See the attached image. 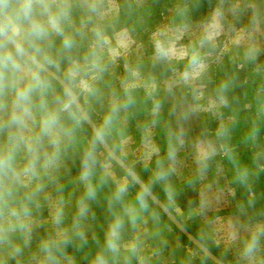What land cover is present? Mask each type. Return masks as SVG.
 Returning <instances> with one entry per match:
<instances>
[{
  "label": "rangeland",
  "instance_id": "rangeland-1",
  "mask_svg": "<svg viewBox=\"0 0 264 264\" xmlns=\"http://www.w3.org/2000/svg\"><path fill=\"white\" fill-rule=\"evenodd\" d=\"M243 2L206 21L184 0H0V13L73 77L107 141L181 220L228 264H264V17ZM34 73L0 38V264H208ZM66 238L76 254L45 255Z\"/></svg>",
  "mask_w": 264,
  "mask_h": 264
},
{
  "label": "trees",
  "instance_id": "trees-1",
  "mask_svg": "<svg viewBox=\"0 0 264 264\" xmlns=\"http://www.w3.org/2000/svg\"><path fill=\"white\" fill-rule=\"evenodd\" d=\"M223 0H184V4L189 8L192 19L193 20H200V21H206L211 18V13L213 10L218 8L221 5V2ZM247 2H252L254 3L255 6L250 7L251 10H258L261 14V17H264V0H244V4ZM124 9V5H123ZM0 20L4 27L7 29V31L18 41H20L16 35L12 32L10 26L8 25L7 21L3 17V15L0 13ZM0 38L7 44L9 49L20 59L25 62H27L31 68L35 70V72L42 78V80L46 83L51 84L53 87L56 88L58 94L60 97L63 98V100L66 103L70 102V97L67 94V92L64 90V88L50 75H48L46 72H44L42 69L36 67L32 62H30L24 55H22L19 51H17L14 47H12L10 44L6 42V40L1 36ZM21 42V41H20ZM22 43V42H21ZM25 47L30 50L31 52H34L33 48L25 45ZM40 60H42L45 64H48L47 61L43 60L40 56H38ZM52 69H54L57 73L61 74L58 69L50 65ZM63 78L71 85L74 87V80L71 75L67 74H61ZM74 89L77 91V88L74 87ZM80 100L83 102L85 108L88 110L90 113L91 117L96 120V114L92 110L91 106L85 102L82 98L80 97ZM78 114H80L78 108L75 105L71 106ZM84 127L85 130L93 142V144L100 150H103L98 139L88 126L86 122H84ZM111 146L116 150V152L125 160L124 156L120 154V152L116 149V147L110 142ZM107 155V154H106ZM111 162H113L115 169L123 176H127L131 182V188L134 190V192L148 205H150L154 211L162 218V220L167 223L169 226H171L176 233L183 239L184 242L187 244L192 245L193 247H196L195 244H193L175 225L174 223L166 216V214L157 206L153 203V201L144 193V191L137 185L134 184V181L128 173H126L115 161L110 159ZM141 177L145 180V182L153 189V191L169 206V208L178 216L177 212L172 208V206L169 204L167 196L157 189L155 186H153L148 179H146L142 174H140ZM179 217V216H178ZM183 221V220H182ZM183 223L189 228L191 232H193L206 246H208L214 253H216L222 260V256L212 248L208 244V242L199 234L197 233L194 229H192L187 221H183ZM79 244L76 240H72L69 238H66L64 240H59V241H50L46 243L43 247V252L45 255H47L50 258H55L58 256H63V255H71V254H76L79 250ZM204 259L208 264H216L214 263L208 256L204 255ZM225 261V260H224ZM226 262V261H225Z\"/></svg>",
  "mask_w": 264,
  "mask_h": 264
},
{
  "label": "water",
  "instance_id": "water-1",
  "mask_svg": "<svg viewBox=\"0 0 264 264\" xmlns=\"http://www.w3.org/2000/svg\"><path fill=\"white\" fill-rule=\"evenodd\" d=\"M0 34L6 40L8 44L14 47L22 55H24L30 62L36 67L42 69L48 75L53 77L67 92L71 102L76 105L81 116L85 122L89 125L90 129L98 139L103 149L108 155L126 172L132 177L134 182L144 191V193L157 205L166 216L174 223V225L193 243L198 249H200L208 258H210L216 264H228L222 260L216 253H214L208 246H206L189 228L183 223V221L169 208V206L153 191V189L145 182V180L130 167V165L112 148L111 144L105 138L103 132L91 117L88 110L85 108L83 102L80 100L79 95L75 92L73 87L63 78V76L57 73L50 67L49 64H45L38 56L28 50L24 44L14 38L4 27L0 20Z\"/></svg>",
  "mask_w": 264,
  "mask_h": 264
},
{
  "label": "clouds",
  "instance_id": "clouds-1",
  "mask_svg": "<svg viewBox=\"0 0 264 264\" xmlns=\"http://www.w3.org/2000/svg\"><path fill=\"white\" fill-rule=\"evenodd\" d=\"M33 79L36 81L37 84H42L43 81H41L40 77L38 74L34 73L33 74ZM32 91L31 86L23 88L21 90L18 91V102H26L29 100L30 97V93ZM25 111H27V109H25ZM55 120L54 117H48L47 119L44 120L43 122V126H44V130L45 131H50L52 126L54 125ZM85 179L87 178V173H85ZM121 191H123V189H121ZM94 189L91 187V185H89L88 188V196L92 197L94 196ZM83 211V208H82ZM112 236L116 235V230L115 227H113L112 232H111Z\"/></svg>",
  "mask_w": 264,
  "mask_h": 264
}]
</instances>
